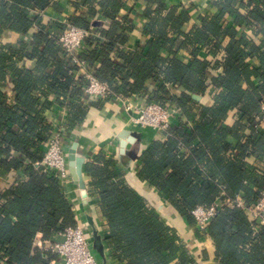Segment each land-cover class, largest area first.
I'll return each mask as SVG.
<instances>
[{
    "label": "trees",
    "instance_id": "16d2710c",
    "mask_svg": "<svg viewBox=\"0 0 264 264\" xmlns=\"http://www.w3.org/2000/svg\"><path fill=\"white\" fill-rule=\"evenodd\" d=\"M50 1L0 0V37L7 31L21 35L16 44L0 46V264H53L57 256L36 247L37 236L50 240L77 224L74 207L58 179L45 168L35 167L54 131L47 112L56 104L67 106L71 131L82 125L91 105L101 108L105 101L115 100L114 95L88 104L83 100L86 82L76 80L78 69L59 42L67 26L40 14ZM231 2H221L218 8L222 14L231 10ZM252 2L257 8L240 20L246 25L264 22L260 0ZM101 5L112 26L99 35L91 29L88 18H71L70 23L88 33L87 48L80 57L120 96L145 94L147 83L155 82L157 88L149 100L175 106L195 123L189 128L182 121L170 127L166 140L150 144L140 157V179L194 225L193 209L211 206L221 195V186L227 198L240 195L248 205L256 204L264 191V169L252 168L243 159L253 155L264 158V132L251 118L264 97V59L259 67L248 64L242 46L249 45V40L236 39V32L232 33L223 71L209 79V70H219L221 63L199 55L208 48L215 57L223 47L218 34L212 33L214 38L206 34L219 30L218 21L204 20L203 28L185 35L181 26L187 19L183 16L175 20L176 25L173 22L174 37L168 36V22L155 30L150 18L147 29L154 38L135 52H124L118 49L128 39L124 32H118L123 4L103 0ZM151 13L159 15L158 10ZM53 30L56 35L51 36ZM180 36L185 39L179 40ZM186 42L199 45L190 64L176 57ZM260 49L253 48L255 52ZM252 76L260 78L262 84L251 83ZM243 82L249 85L247 89ZM168 85L182 87L185 92L172 94ZM211 87L219 92L215 103L199 107L192 94H204ZM235 110L236 126L224 127ZM242 129L248 133L245 143L237 147L235 159L227 155L230 145L226 138L233 134L240 139ZM87 173L108 226L103 241L114 259L121 264H202L189 255L176 231L127 183L114 158L98 155L87 165ZM6 175L14 176L15 181L5 187L1 177ZM207 235L214 242L216 264H264V226L255 230L243 208L226 204L208 226Z\"/></svg>",
    "mask_w": 264,
    "mask_h": 264
},
{
    "label": "crops",
    "instance_id": "0c3cea01",
    "mask_svg": "<svg viewBox=\"0 0 264 264\" xmlns=\"http://www.w3.org/2000/svg\"><path fill=\"white\" fill-rule=\"evenodd\" d=\"M120 1L123 4L119 10V17L121 18L119 22L122 28L118 32H124L128 39L124 44L118 46L119 50L135 52L139 46H146L154 38V33L147 29V25H151L149 24L151 22L150 18L154 19V23L156 24L155 30L159 29V24H166L168 22L166 31L169 37H174L175 20L183 16L187 19L181 26V31L185 35L191 34L197 28H203L205 24L204 20L209 22L211 20L218 21L217 29L219 30L217 32L206 31V34L209 32L212 38H214L212 33L218 34L217 36H219L218 38L222 42L223 47L220 48L219 53L215 57L210 53L208 48L203 49L199 55L201 59L221 63L220 70L215 68L209 70V79L217 76L220 71H223L222 65L227 57V49L231 43L232 33L236 32V39L246 38L249 40V45L242 46L248 64L253 67H259L264 59V52L262 51L264 50V22L259 20L246 25L240 21L243 18H247L246 16L254 8H257V5L252 0H232L230 3L231 10L225 14H222L218 8L223 0ZM102 2L103 0H51L48 7L41 11L40 14L62 24L64 27L75 16L86 17L91 24V29L99 35L101 30L111 28L112 26V21L106 16V9L101 5ZM260 2V8L264 9V0H260ZM157 10L159 11V15L151 13ZM64 31L61 32V35ZM53 35H56L54 30L51 33V36ZM20 37L21 35L17 33L7 31L0 37V46L4 44H16ZM25 38H29V36H25ZM178 38L181 41L185 39L183 36ZM197 47L199 45L194 42H186L176 57L180 61L190 64L193 60V51ZM259 47L262 50L260 49L258 52L253 50V48ZM145 50L147 51L148 47ZM163 54L165 57L168 56L167 51H164ZM112 56L118 57V54L112 52ZM29 63L31 65L35 64L33 61ZM250 81L255 86H259L263 82L255 76H252ZM242 86L244 89L249 87L246 82H243ZM156 88V83L150 81L147 83V93L145 94L129 97V99L121 102L115 100L105 101L101 108L91 105L88 108L82 125L67 134L65 145L67 147L68 158L72 146L75 143L78 144L76 157L80 178L79 183L74 182L70 185L67 194L68 199L74 207L77 222L92 232L93 228H96L103 239L108 226L100 209L99 195L92 186V179L87 173V165L94 162L95 158L100 154L105 155L107 158H114L117 169L124 176L127 183L146 199L149 206L161 215L165 224L176 231L181 242L187 247L189 255L202 264H216L213 240L209 236L204 237L200 235L194 224L189 223L153 186L141 180L138 175L141 165L140 157L143 152L148 149L154 140H166L165 132H155L150 128L137 126L132 122L137 108L149 101L148 96L152 95ZM168 88L172 94L185 92V89L182 87L168 85ZM218 93V89L211 87L204 94H192V97L199 107H210L215 103ZM237 112L238 110H235L230 113L227 120L223 123L224 127L233 128L236 126L237 116L235 114ZM47 116L51 121L61 120L62 118L67 119L69 108L65 105L56 104L51 111L47 112ZM182 121L189 123V128H193L195 125L186 116L182 119L172 117L170 119L171 127L180 125ZM247 133L248 131L245 133L242 129L239 133L240 139L233 134H230L226 138V142L230 145V150L227 153L228 156L237 159L236 156L239 154L237 147L245 143L244 138ZM131 137L135 138L134 142H128L125 154H121L122 142L124 140L128 141ZM243 160L252 168L259 171H263L264 169V158H260L258 155H253ZM14 181V176L12 175L1 177L2 185L5 187ZM53 238L62 240L63 237L59 233L54 235ZM38 241H43L41 234L37 236L36 242ZM103 243L105 246L106 262L104 263L98 256L99 259L104 264H121L112 257L106 243L104 241Z\"/></svg>",
    "mask_w": 264,
    "mask_h": 264
},
{
    "label": "built area",
    "instance_id": "2783aa9c",
    "mask_svg": "<svg viewBox=\"0 0 264 264\" xmlns=\"http://www.w3.org/2000/svg\"><path fill=\"white\" fill-rule=\"evenodd\" d=\"M87 34L86 30L68 23L66 30L59 38L60 44L78 69L75 74L76 80L82 78L86 82L83 100L87 103L102 100L109 95H114L115 101L118 102L129 99L114 93L107 83L102 82L96 76L95 70L89 67L85 60L80 57V54L87 48L85 44ZM172 117L182 119L181 110L165 103L149 100L146 104L137 108L132 122L137 126L150 128L155 132L166 133L171 127L170 119ZM251 118L255 122L256 128L264 132V97L261 98L259 111L252 114ZM52 124L54 126L52 137L46 145L43 159L41 162H37L35 167H43L49 174L55 176L67 196L70 185L75 182L70 172L68 152L65 145L67 134L70 131L65 118L52 121ZM187 126L190 127V124L188 123ZM221 190V195L211 206H197L192 211L195 226L200 235L208 236V226L216 215L224 209L226 204L246 210L255 230H258L260 226H264V191L256 204L248 205L242 196L239 195L234 199H229L224 187L221 186ZM60 235L63 237L62 240L52 238L35 243L39 249L50 251L57 256V261L53 264H104L93 248V232L88 228L77 222L76 226L67 228Z\"/></svg>",
    "mask_w": 264,
    "mask_h": 264
},
{
    "label": "water",
    "instance_id": "95a60500",
    "mask_svg": "<svg viewBox=\"0 0 264 264\" xmlns=\"http://www.w3.org/2000/svg\"><path fill=\"white\" fill-rule=\"evenodd\" d=\"M195 99L196 96H194ZM125 136V134H123ZM122 135V136H123ZM135 138L131 137L127 140H124L122 142V149H121V154H125L126 152V146L128 144V142H134ZM77 148H78V144L75 143L70 151L69 154V167H70V172L73 176V179L76 183H79L80 178H79V172L77 169V157H76V152H77ZM93 248L95 250V252L98 254V256L103 260V262L105 263L106 261V253H105V246L103 243V239L100 236V234L98 233L96 228H93Z\"/></svg>",
    "mask_w": 264,
    "mask_h": 264
}]
</instances>
